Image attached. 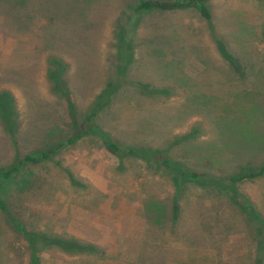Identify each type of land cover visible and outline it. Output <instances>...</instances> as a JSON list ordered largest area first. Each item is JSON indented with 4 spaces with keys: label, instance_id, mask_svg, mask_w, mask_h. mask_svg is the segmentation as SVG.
Here are the masks:
<instances>
[{
    "label": "rangeland",
    "instance_id": "1",
    "mask_svg": "<svg viewBox=\"0 0 264 264\" xmlns=\"http://www.w3.org/2000/svg\"><path fill=\"white\" fill-rule=\"evenodd\" d=\"M131 5L0 0V92H10L15 105L14 127L0 117V171L69 134L73 111L50 89L51 59L67 65L57 80L75 95L74 118L80 119L110 75L114 32ZM207 5L209 25L193 9L126 22L130 30L137 27L129 75L169 91L144 100L132 92L105 124L120 138L117 131L130 132L135 142L153 147L178 138L172 156L194 170L221 176L255 171L264 164V0ZM154 171L136 159L119 163L89 137L31 168L25 187L8 186L0 196L27 229L73 235L102 249L101 258L47 251L39 264H252L257 243L246 215L194 185L177 201L176 223L159 226L147 206L170 207L174 193ZM237 189L264 220V176ZM29 263L26 243L0 210V264Z\"/></svg>",
    "mask_w": 264,
    "mask_h": 264
},
{
    "label": "trees",
    "instance_id": "2",
    "mask_svg": "<svg viewBox=\"0 0 264 264\" xmlns=\"http://www.w3.org/2000/svg\"><path fill=\"white\" fill-rule=\"evenodd\" d=\"M209 0H132L130 13L123 24H119L114 32L116 40V49L111 56L110 62L112 69L103 90L90 102L86 108H83L80 119L74 118L78 114V105L76 97L71 96L70 87L65 83V88L60 87V75L67 69V65L61 59L52 58L54 69L47 70V80L50 83L52 92L59 94L66 102L68 110L73 112L69 119V134L61 141L51 144V146L41 152L25 155L22 159L14 160L7 168L0 171V191H6L8 186L17 188L25 187L29 181L30 169L52 160V158L62 149L73 148L79 143L86 141L89 137H96L101 142V147L116 157L119 163L125 159H136L145 163L149 169L153 168L155 173L167 178L173 187L174 199L170 207L165 204L151 202L147 206L156 219L159 226L165 225L170 219L176 223L180 217V206L178 199L187 189V186L194 185L204 192L208 191L224 201L230 208L246 215V221L251 228L252 234L256 240V259L252 264H263L264 260V220L257 213L252 211V203L243 196L237 189L238 184L246 180H255L264 176V164L255 171L247 173H232L227 176H221L208 170H194L176 160L172 156L173 148L177 146L178 138L165 147H153L146 141H134L130 138V132L117 131L119 136L108 131L105 121L107 115H112L115 107L117 109L122 105L121 100L128 99L135 92L142 100L144 98L158 99L162 95L168 94L166 87L157 88L149 86L146 83L132 79L129 71L134 63L133 35L137 27L133 24L132 30L126 25L128 20L137 22L142 14L151 13H176L193 9L199 17L209 21L212 16L207 3ZM118 53V55H116ZM114 59V62H113ZM62 69H61V66ZM59 66V67H58ZM55 70V77L50 74ZM126 93V94H122ZM144 102V101H143ZM127 105H129L127 103ZM15 109L14 98L8 91L0 92V117L6 121V124L12 128L13 110ZM110 117L109 119H111ZM108 119V120H109ZM138 129V128H137ZM137 131V130H136ZM181 137V136H180ZM189 138V133L184 139ZM121 168V167H120ZM17 180V182H16ZM75 184V183H74ZM0 210L7 219L10 220L16 232L22 237L30 253L29 264H39L41 254L47 251H56L67 256H85L92 258H101L102 249L97 245L79 239L69 234H50L46 231H36L27 229L21 222L10 216L8 207L4 199L0 196Z\"/></svg>",
    "mask_w": 264,
    "mask_h": 264
}]
</instances>
